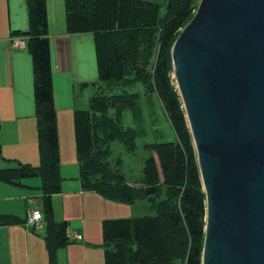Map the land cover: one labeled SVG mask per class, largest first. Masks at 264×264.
<instances>
[{
    "label": "trees",
    "instance_id": "16d2710c",
    "mask_svg": "<svg viewBox=\"0 0 264 264\" xmlns=\"http://www.w3.org/2000/svg\"><path fill=\"white\" fill-rule=\"evenodd\" d=\"M27 5L28 29L12 34L27 38L26 47L32 57L40 165L16 163L15 167L2 168L0 181L16 184L25 177L42 178L44 239L50 264H57V250L71 242L67 238L70 224L55 219L52 199L61 192L63 177L48 6L47 0H27ZM197 6V0H168L167 13L161 17L160 5L145 0H66L67 32L94 36L100 82L112 86L151 76L177 136L175 141L146 144L152 153L146 158L143 179L140 184L131 185L107 158L111 154L110 142L117 139L134 149L133 131L109 117V110L120 115L136 93L125 98L94 94L89 108L74 112L83 189L123 203L143 197L161 198L155 215L103 220L105 264H202L205 194L193 139L170 74L172 54L168 53L179 28L189 22L187 19L193 17ZM158 44L162 50L154 61ZM128 74L134 77L128 78ZM132 108L136 112L137 104ZM21 220L0 214V224Z\"/></svg>",
    "mask_w": 264,
    "mask_h": 264
},
{
    "label": "water",
    "instance_id": "95a60500",
    "mask_svg": "<svg viewBox=\"0 0 264 264\" xmlns=\"http://www.w3.org/2000/svg\"><path fill=\"white\" fill-rule=\"evenodd\" d=\"M171 54L205 194L202 264H264V0H200Z\"/></svg>",
    "mask_w": 264,
    "mask_h": 264
},
{
    "label": "crops",
    "instance_id": "0c3cea01",
    "mask_svg": "<svg viewBox=\"0 0 264 264\" xmlns=\"http://www.w3.org/2000/svg\"><path fill=\"white\" fill-rule=\"evenodd\" d=\"M27 29V0H0V169L13 163L12 167L16 163L40 165L32 57L27 47L15 44L17 38H27L12 34ZM49 35L63 177L61 192L52 198L54 217L57 221H68L73 230L83 235L81 240H72L58 250L59 263L62 264L63 257L68 264H96L98 260L103 264V252L92 245L103 238V220L120 217L117 213L120 204L99 192L83 189L75 144L66 156L61 145V122L65 130L69 128L73 132L74 112L82 109L77 86L90 83L96 86L100 81L94 36L68 33L65 27L54 30L50 21ZM80 102L85 104L86 100ZM41 185L40 176L25 177L16 184L0 181V214L22 219L0 224V264H47L44 236L36 234L27 223L32 209H43ZM72 245H81L82 250L70 256L74 252ZM77 256L83 259L77 261ZM90 259L97 262L91 263Z\"/></svg>",
    "mask_w": 264,
    "mask_h": 264
},
{
    "label": "rangeland",
    "instance_id": "374dc122",
    "mask_svg": "<svg viewBox=\"0 0 264 264\" xmlns=\"http://www.w3.org/2000/svg\"><path fill=\"white\" fill-rule=\"evenodd\" d=\"M145 1L159 4L160 8L158 12L161 17H164L165 14L167 13L168 0H145ZM197 1L199 4L200 0ZM47 6L49 8V14H50V15L48 14V20L51 22L52 28L54 30H59L64 27L67 28L66 0H47ZM196 9L193 11L192 14H195ZM188 20L191 19L188 18L187 21ZM182 28L183 27H180L178 31H181ZM160 49H161L160 44H158V51L156 50L154 61L156 60V57L158 56V52H160L159 51ZM171 50H172V46H171ZM171 50L168 49L169 54H171L170 53ZM170 74L172 75L171 78L174 81L173 85L175 86L176 89V82L173 77V71ZM127 77L128 78L134 77V74L132 75L128 74ZM109 86H110L109 84L100 81L96 84V86H94L93 83H90L87 86L86 85L85 86L80 85L79 87L77 86V92L80 91L77 96L79 98V106L82 107V109L89 108L90 107L89 99H91V97L94 94H103L106 96L118 95V96H123L125 98L126 96H130L128 94L136 93V95L131 96L129 99V102L130 101L133 102L130 103L127 107H125L126 108L125 111H122L120 115L117 113H113L114 109L109 110V117L113 118L116 123L122 122V125L131 128L134 135L135 147L134 149L128 148L127 145L121 139L112 141L109 144L111 149V154L108 156L107 160H109L110 165L114 169L120 168V171L123 173L128 183H130L131 185H138L143 179V171H144L146 158L150 156V154L152 153L146 147V144L175 141L177 136L175 130L172 127L167 112L159 98V95L155 90L153 78L151 76L144 75L142 78H136L133 81L116 83V84H112V86L110 87ZM81 100L84 101L86 100V103L81 104L80 102ZM134 103H136L138 106V110L136 112L132 108V105ZM102 113L104 114V112ZM73 144H75L74 146L76 148L75 129L73 132L69 128L65 130L61 122V145L65 156L67 151L69 149L71 150ZM76 155H77V148H76ZM155 156L157 157V153H155ZM10 163L11 162H9L8 165ZM14 165L15 164L13 163L10 167ZM158 199L160 200L161 198L143 197V198L135 199L132 203L117 202L118 204H120V207L118 208V212H117L119 213L118 215H120L119 218L155 215L157 213V203L159 201ZM107 218L110 217H106L105 219ZM44 230L37 231L36 234L39 233L44 236ZM75 240H81V239H75ZM102 243H103V238L101 239V242L96 243V245L93 244L92 248L93 247L97 248L103 252L102 255L103 264H105V257H104ZM80 246L81 245L70 246V248H72L74 252H72L69 255L71 256L79 253L82 250ZM50 257H51L50 252H48L47 250V264H50ZM79 259H83L82 256H77L76 260L78 261ZM99 259H101V257H99ZM89 261L91 263L97 262V260L94 261L93 259H90ZM61 263L68 264L67 260H65L63 257L61 258ZM57 264H60L58 250H57ZM96 264H100L99 260Z\"/></svg>",
    "mask_w": 264,
    "mask_h": 264
},
{
    "label": "built area",
    "instance_id": "2783aa9c",
    "mask_svg": "<svg viewBox=\"0 0 264 264\" xmlns=\"http://www.w3.org/2000/svg\"><path fill=\"white\" fill-rule=\"evenodd\" d=\"M15 44L21 47H26V41L22 38H17L15 40ZM43 219L44 215L42 210L39 208H34L31 212V215L27 218V223L32 226L35 230L41 231L44 229ZM67 238L69 240L82 239L83 235L80 232L73 230L72 228H68Z\"/></svg>",
    "mask_w": 264,
    "mask_h": 264
}]
</instances>
